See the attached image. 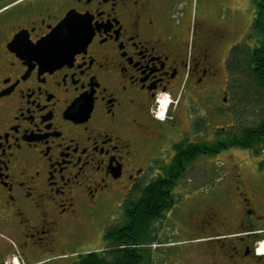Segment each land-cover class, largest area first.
<instances>
[{
    "label": "flooded vegetation",
    "instance_id": "af4514ba",
    "mask_svg": "<svg viewBox=\"0 0 264 264\" xmlns=\"http://www.w3.org/2000/svg\"><path fill=\"white\" fill-rule=\"evenodd\" d=\"M245 78L264 113V0H0V264H149L175 235L162 264H264V148L228 147L264 118L244 122Z\"/></svg>",
    "mask_w": 264,
    "mask_h": 264
},
{
    "label": "rangeland",
    "instance_id": "374dc122",
    "mask_svg": "<svg viewBox=\"0 0 264 264\" xmlns=\"http://www.w3.org/2000/svg\"><path fill=\"white\" fill-rule=\"evenodd\" d=\"M246 14L248 13L246 12ZM244 80H245L244 82L245 89L242 91L243 96H244L243 114H244V120H245L244 122L246 124H249V123H252L254 120H257L258 118H260L263 115V110L261 108V105H255V103L257 102V99L254 97L253 80L251 78H245ZM234 82L236 83L237 79H234ZM239 82L240 83L242 82L241 78L239 79ZM263 102H264V99H262L260 104H262ZM246 153H248L247 149L240 148V147L231 148V151H229L225 155V160L228 162L227 166L228 165L229 167L235 166V163H238L243 157L247 155ZM249 155L250 154L248 153V156ZM209 159L211 158H206L204 156H200L197 159V162L195 163V168L191 174V177H193L192 180L205 183V180H206L205 172L203 170H200V168L208 164ZM212 159H215V158H212ZM212 161L213 160H210V164ZM214 163L215 161L212 162L213 167H215ZM218 166L222 168V166L225 167V164H223L222 166L218 164ZM219 175H220L219 172H217L215 169H211L210 175L208 177V180H209L208 182L210 185L206 186L205 190L198 189V188L194 189L193 194L196 195V197L198 196L201 198L202 197L206 198L208 197V195L210 196V194H212L211 192H213L217 186H220L221 184L224 183L222 179L218 178ZM220 206H222V203L219 201L218 207L220 208ZM191 207L192 205H191L190 199L188 198V195H186V192H183V195H180L179 201L177 205L175 206L176 214L177 215L189 214ZM174 239L176 240L175 244L169 247L159 246L157 248H150L149 254L152 257L149 258V261H148L149 264H162L164 260H168V259L172 260L174 255L170 251V248L172 246H176V248L179 247V245L184 242L183 240L185 238L183 236L175 235ZM155 245H158V243L156 242ZM36 261H37L36 264H70L74 260L71 257H64V256L62 257V256H56V255L51 254V255H42L38 257Z\"/></svg>",
    "mask_w": 264,
    "mask_h": 264
},
{
    "label": "trees",
    "instance_id": "16d2710c",
    "mask_svg": "<svg viewBox=\"0 0 264 264\" xmlns=\"http://www.w3.org/2000/svg\"><path fill=\"white\" fill-rule=\"evenodd\" d=\"M264 114V113H263ZM228 147L240 146L249 148L254 151H259L264 148V118L257 121L253 126L247 125L242 135L234 133L233 136L229 137ZM216 145L219 142L215 143ZM213 154V151L210 152ZM153 199V197H152ZM152 201V200H151ZM149 209V215H156L161 212V210L168 207L164 205L158 209L156 203H152ZM141 257L143 254L139 255L133 253L131 248H118L116 250H107L106 252H91L85 255H80L78 259L74 260L71 264H139L141 262Z\"/></svg>",
    "mask_w": 264,
    "mask_h": 264
},
{
    "label": "built area",
    "instance_id": "2783aa9c",
    "mask_svg": "<svg viewBox=\"0 0 264 264\" xmlns=\"http://www.w3.org/2000/svg\"><path fill=\"white\" fill-rule=\"evenodd\" d=\"M166 107H167V103H165V102H161L160 103V109H161V111H160V114L159 115H161V113L163 114L165 112ZM14 264H25V263L23 261L21 262V260L16 257L15 260H14Z\"/></svg>",
    "mask_w": 264,
    "mask_h": 264
}]
</instances>
